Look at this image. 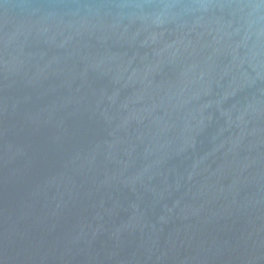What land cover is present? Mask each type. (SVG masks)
<instances>
[{
  "label": "water",
  "instance_id": "water-1",
  "mask_svg": "<svg viewBox=\"0 0 264 264\" xmlns=\"http://www.w3.org/2000/svg\"><path fill=\"white\" fill-rule=\"evenodd\" d=\"M0 264H264V0H0Z\"/></svg>",
  "mask_w": 264,
  "mask_h": 264
}]
</instances>
